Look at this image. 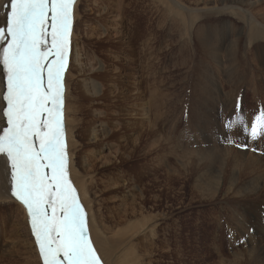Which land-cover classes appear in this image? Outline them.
<instances>
[{"label": "rangeland", "instance_id": "obj_1", "mask_svg": "<svg viewBox=\"0 0 264 264\" xmlns=\"http://www.w3.org/2000/svg\"><path fill=\"white\" fill-rule=\"evenodd\" d=\"M164 1L166 0L162 2L160 0H126L127 3L123 6L126 19L128 16L132 17L137 13L139 14V18L143 19L141 20L143 21V29L146 28L147 20H149L153 24V28H158L157 23L160 21L168 31L165 42H158L160 37H154L155 48L152 59L156 65L151 59V64L154 66L150 65V68L153 66L151 76L152 74L155 75V78L154 76L152 78V80L155 79L154 91L152 88V92H155V95L152 93L155 113L157 108L165 109L164 118L167 116L169 121L165 122V119L159 120L155 117L157 124L153 129L155 137H150L148 141H146L148 136L146 127L134 125L137 119L134 107L136 103H140V100L135 97L136 84L144 74L141 84V88L144 90L148 80L145 77L147 75L145 72L147 71V63L144 59L142 61L144 57L139 50L141 46L140 37L138 36L139 39H137L140 42L131 51L128 47L131 43H127L129 34L124 35L122 33L120 36H114L115 30L111 29L104 34V30L99 26L101 23H97V16L103 9L91 10L86 5H82L79 9L80 17H74L73 33L77 34L78 40L87 42L83 52L85 56H91H82L84 70L88 77L100 79L103 76H112L111 61H114L115 64L112 56L114 54L112 40L121 39V48L118 47V49L120 48V52L124 53H121L118 64L119 70H121L119 71L120 74L117 73L119 88L115 91L116 94L110 89L107 91L111 95L109 98L111 101L108 99L100 105L90 104L93 109L88 114V106L71 100L72 105L75 104V108L72 109L75 125L72 142L68 138L67 113L65 118L70 178L76 182L75 174H77L78 177H83L85 180L88 179L93 169H97L99 170L97 177L101 180L129 182L130 187L124 198L130 200L144 192L145 209L140 210L136 217L129 218L126 222V224H132L134 227L127 236L123 237L125 243L122 247L124 249L121 248L118 255L131 250L133 252L132 258L138 259L139 264H246L250 248L247 245V234L251 235L256 229L251 222L253 218L247 219L244 215L242 222L235 220L232 221L233 224L231 219L242 212L243 208H250L252 201L239 199L240 197L233 198L228 194L216 196L214 194L215 189L206 187V184L215 181L213 177L220 167L221 161L217 162V153L213 150L218 139L221 144L223 142L224 152H227L229 147L236 151H245L246 155L240 161L244 169L242 167L241 172L238 170V183L247 182L243 186L244 190L247 189L246 192H251L250 190L255 184H259L264 176V159L262 168L256 165L258 162L256 154L264 157V137L253 140L239 124H235V128L234 126L228 127L229 121H236L241 114L251 125L250 121L252 123L255 116L264 110V0H257L259 2L257 4H250L254 0H179L181 4H178L176 0H169L175 7L174 11L185 14L183 17L185 22L180 20V17H177L179 19L176 20V18L168 16L169 10H167L168 12L165 11L166 17L162 19V13L159 9H164L162 4L165 3ZM220 20L221 22H232L234 25L242 27V36L238 39V50L241 57L236 63L238 68L229 63L230 56H228L229 53L225 48L228 42L219 41L216 43L217 46L220 45V42L224 45V48L218 51L219 64L216 61H211L209 56L204 55L199 45L197 37L199 28ZM181 24L184 27L187 26L184 29V35H182L183 26ZM221 25L222 23L217 25V30ZM105 26L107 29L110 28V24H105ZM158 29L160 33L161 29ZM212 30L216 31V28L213 27L210 31L212 32ZM250 35L252 38H249ZM104 38L109 40H104ZM183 38L185 39L183 40ZM98 39H103L105 42L100 44L97 42ZM157 43L159 44L156 48ZM166 44H168V48H165ZM254 55L257 62L253 63ZM258 55L263 57L262 60L259 59ZM92 57L101 59L100 66L106 61L107 67L103 70L99 69L100 66L93 69L89 65ZM155 66L159 68V71L158 68H154ZM141 69H145L143 70L145 73ZM107 70L109 73H104ZM202 80L210 81L209 83L216 85L218 90L209 110L200 115L199 112L203 109L197 110L194 103L198 98H201L199 92H203L201 90L203 87ZM182 89L185 91V113L181 114V102L177 104L178 110H176V105L170 107L171 109L167 107L176 100L177 93H181ZM157 92L158 94H156ZM163 93L167 94L164 95ZM147 94L146 98H149V93L147 92ZM153 95L161 96V98ZM64 97L66 102V99L69 98H66L65 95ZM144 98L143 96L141 99ZM99 106L103 107V114L100 119L95 114V109ZM175 110L176 112H174ZM116 120L117 124L115 123ZM101 121L111 132L108 137L99 134L100 140L96 141L93 147H90L92 131H83L85 127L81 128L79 122L94 126L97 123L100 124ZM137 121L146 123L148 120L143 117L142 120L137 119ZM99 132L101 133V131ZM160 133L163 134L164 139L166 138L163 146H159L161 143V140H158ZM87 134H89V138H86ZM92 148L97 150L99 157L94 162L89 157ZM109 148L117 151L116 156H107ZM248 161L252 162L250 168L255 166L251 173L247 172L250 175L243 172L245 169H250L245 168ZM230 166L232 163L228 160L223 169L229 173ZM74 167H77L79 172L76 171L74 174ZM209 168L214 170L210 171ZM240 187L238 186L239 191L241 190ZM79 189L81 190L80 186ZM101 189V196L98 191H93L95 193L92 194V198L105 199L106 204L113 203V199L107 195L105 188L101 187ZM220 197L227 198L226 202L233 203L234 208H242L234 209L231 212L226 210L221 214L220 210L224 202L219 201ZM237 202L244 203V205H237ZM252 210L256 213V207L255 210L254 208ZM0 215L3 214L0 213ZM255 215L252 213L250 217ZM150 216L157 218V227L152 228L151 232L145 233L143 232V224L148 222L147 218ZM104 217L108 219L109 216ZM10 221L11 218L8 222L1 220L0 223V245L3 243L2 245L5 244L9 247L8 254H5L1 251L2 245L0 246V264H10L12 260H18L19 254H21L16 252L18 235L12 233L13 226L10 225ZM235 224L236 226L239 225L236 227ZM20 233L26 236L24 226L23 232ZM151 233H156V235L152 236ZM26 252L25 245L23 246V257L28 256Z\"/></svg>", "mask_w": 264, "mask_h": 264}, {"label": "bare ground", "instance_id": "obj_2", "mask_svg": "<svg viewBox=\"0 0 264 264\" xmlns=\"http://www.w3.org/2000/svg\"><path fill=\"white\" fill-rule=\"evenodd\" d=\"M162 1L163 0H160V2H162ZM8 2H9V0H0V27L6 26L7 14H8L9 9L6 8L5 5ZM164 2L165 3H162L164 5V9H159L160 12L162 13V19H165V17H166L165 11L169 10V12L167 11L169 14L168 16H172L173 18H176V20L179 19L177 17H180V20L185 22V18H183V17H185L184 13H179V12L174 11L175 7L171 4V2L169 0H166ZM176 2L178 4H181L179 2V0H176ZM126 3H127L126 0H84V1L83 0H76V4L74 6V17L75 16H76V18H77V16H78V18L80 17L81 13L79 12V9L82 5H86V7H88V9H91V10L92 9L96 10L97 8L103 9V11L100 12V14L97 16V23L98 24L101 23L99 26L104 30V34L108 33V31L110 29L115 30L114 36L115 35L120 36L122 33H124V35L129 34V38H127V39H129V41L127 43L128 44L131 43L130 45H128V47L131 51H133L135 49L134 47L140 42L139 40H137V39H139L138 36L140 37L141 46H140L139 50L141 51V53L143 55L142 57H144V58H142V61L144 59L145 63H147L146 64L147 65V71H145V72H147V75L145 74L146 75L145 77H146V80L147 79L148 80L146 81V84H145V85H147V87L145 86L146 88H143L144 90H142V88H141V84L143 81L142 78L144 77V74H143V77L141 78V80H138V82L136 84V88H135L136 96L135 97L140 100V103L135 104L134 111L136 110L135 117H137V119L142 120L143 117H145L148 121L145 123L143 121L139 122L136 119V122L134 123V125L140 126L143 128L146 127V133L148 134L146 141H148L150 137H152V138L155 137L154 136L155 132L153 131V129H155V127L157 126V124L155 122V119H156L155 117H157L159 120L160 119L162 120V118H163V119H165L164 120L165 122L169 121L167 116H166V118H164L165 113H166V112H164L165 109L157 108L156 113H155V109H154L155 104L153 103L154 99H152V93H153L152 88L154 91V87H155L154 86L155 79L152 80V78H153V76L155 78V75L152 74V76H151V70H152L151 68L154 65H156V63L153 62V59H152L153 49L155 48V45L153 42L154 37H156V38L160 37V41H158V42H165L166 38L168 37V31L166 29V26L162 25L159 21L157 23L158 28L161 29L160 33H159V29L155 28V27L153 28V24H151L149 20H147L146 28L143 29V27H142L143 21H141L143 19L139 18L138 13L132 17L128 16L126 19L125 15L123 13V6ZM255 3L257 4L259 2L257 0L250 2V4H255ZM127 7H124V9L125 8L127 9ZM220 23H222V25L217 30V25ZM105 24H110V28L107 29ZM164 24H166V23L164 22ZM213 27L216 28V31L212 30V32H211L210 29L211 28L213 29ZM186 28H187V26L186 27L183 26L182 35H184V29H186ZM139 29H141V30H139ZM241 31H242L241 26H236L232 22H229V23L221 22V20H220V21H217L215 23L203 25V27L201 26L198 30L197 37L199 39V45L201 46V49H202L204 55L209 56L211 61H216L217 64H219L218 63L219 62L218 51H220L219 49L222 50V48H224V45L222 44V42L223 43L228 42V45H227V47L225 45V48L229 53L228 56H230L229 63H231V65L235 66V68H238L236 66V63L241 59V57L239 56V50H238V47H239L238 46V39H240L242 36ZM106 36L109 37L108 35H106ZM113 38H115V37H113ZM249 38H252V35H250ZM106 39L104 38V40H106ZM184 39L185 38H183V40ZM108 40L109 39H107V41ZM124 41H126V40H124ZM219 41H222V42H220V45L217 46L216 43ZM97 42H99L101 44L102 42H105V41H103V39H100V40L98 39ZM86 43L87 42H84L82 40H78L77 34L72 33V46H71V53H70V59H69V66H68V69L66 70L65 76H64V87H65L64 95L66 96V98L70 99V103H69V99H66L64 115L66 118V113H67L68 138H69V141H71V142L74 140L73 130L75 128L74 117H73L74 112L72 111V109L75 108V104L72 105L71 100H73L74 102H78L81 105L88 106L87 112L89 114V112L93 109L92 105H90V104L100 105V104L105 103L106 100H108L111 96V95H109V92H107L108 89H110V91L114 93L119 88V78L117 76V73H119V71H121V70H119L120 67L118 66V64L120 61V55H122L121 53H124V52H120L121 51L120 50L121 39H117L116 41L112 40V42H111L112 46L114 47L113 48L114 54L112 56H113V58L115 60V64H116L115 65L113 63L114 61H111L112 65L111 64L110 65L113 68L112 76H110V77L103 76L100 79H92V78L88 77V74L85 73L84 61L82 59V56L83 57H87V56L91 57L90 55H86V56L84 55L83 51H84V47H85ZM158 44L159 43H157L156 48H157ZM0 47H2V46H0ZM118 47H120V48L118 49ZM124 48H125V46H124ZM161 48H163V47H161ZM165 48H168V44H166ZM257 53H260V52H257ZM159 54L161 55V53H159ZM139 57H141V56H139ZM258 57L261 60L263 58L261 55H258ZM151 59H152V62L154 65L151 64ZM256 60H257V58L254 55V57L252 59L253 63L257 62ZM155 61H156V59H155ZM158 61H159V59H158ZM161 63H162V61H161ZM240 63H242V62H240ZM100 64H101V59L99 57H92L91 61L89 62L90 67H92L93 69L98 68L100 66ZM73 65H74V67H73ZM150 65H153V66L150 68ZM105 67H107L106 61H104L102 63V65L99 67V69L103 70ZM154 68H156V66ZM143 70H145V69H143ZM158 71H159V68H158ZM104 73H109V72L107 70V71H104ZM157 75H159V74L157 73ZM157 75H156V77H158ZM201 82H202L201 84H203L202 86L204 87V88L201 87V90L203 92H201V93L199 92V94L201 95V98H198L197 101L194 103L196 105L197 110L203 109L202 111L199 112L200 115H202L203 112L209 110V108H210L209 106L212 105L213 100H214V98L217 94V90H218L216 85H212L211 83H209L210 81L205 82L202 80ZM156 83H157V81H156ZM163 84L164 83L162 82V85ZM5 86H6V74L4 72L3 65L0 64V130H2L4 127L7 126L6 117L3 116V110L6 107V102L3 100V96L5 94ZM147 92L149 93V98H146V95H148ZM158 92H159V90H158ZM158 92L156 94H158ZM115 94H116V92H115ZM166 94H164V95H166ZM180 95H181V97H180ZM118 96H119V94H118ZM143 96L145 98L141 99ZM154 97H158V96L156 95ZM158 98H161V96H159ZM184 98H185V91L182 89L181 93H177L176 100L171 102L167 108H170V107H173V105H176V110H178L177 104H178V102H181V105H182L181 106V108H182L181 114H182L184 112V107H185V102H184L185 99ZM162 99H163V97H162ZM166 99L168 100L167 96H166ZM109 101H111V100L109 99ZM114 103H115V100H114ZM164 103H166V102H164ZM129 106H131V105H129ZM102 109H103V107H101V106H99V108L95 109V111H96L95 114H97L98 119H100L101 115L103 114ZM170 109H169V112H171ZM176 110L174 112H176ZM250 119H251V117H250ZM115 123L117 124V120ZM250 124H251V121H250ZM169 125H171V124H169ZM79 126L81 128L85 127V130L83 129V131H92V135L90 137L91 142L89 144L90 147H93V145L96 144V141L100 140L99 134H104L105 137H108L109 133L111 132L106 127V125L103 121H101L100 124L99 123L95 124L94 126L92 124L84 125V124H81V122H79ZM115 127H117V126L115 125ZM234 128H235V126H234ZM99 131H101V133ZM0 134H2V131H0ZM224 134H226V133H224ZM162 135L163 134L160 133V139H158V140H161V143H159V146H163L162 145L163 142H166V138L164 139L162 137ZM86 138H89V134H87ZM215 139L217 140V138H215ZM245 140H246V137H245ZM203 141H204V139H203ZM215 145L216 146L213 147V150L216 151V153H217V159L216 160H217V162L221 161V163H220V167L217 170V174L213 177V178H215V181L213 183L206 184V187H210L212 189H215L214 194H216V196H222V195L228 194L229 196H233V198H235V197L239 198L240 197L239 199H245V200H251L252 201L251 207L247 208L249 210H247L245 208H243L242 212H239L240 210H237L239 213L235 218L231 219V222L235 221V220L242 222L244 215L247 219L253 218V221H251V222L256 229L252 232L251 235L247 234V245L250 246V248H249V252L247 254V259H246L247 263L246 264H264V176L262 177V181L259 184H257V185L255 184V186L253 185L254 187L250 190L251 192H246L247 189L244 190L243 186L247 182L238 183V176H239L238 174H239V171L241 172V169L243 167V164H241L240 161L242 158L245 157V155H246L245 151H236V150H233L232 148L229 147L227 152H224L225 147L222 146L223 142L221 144V141L219 139H218V143L216 141ZM90 153L91 154L89 157L93 162L96 161L97 159H99L98 154H97V150L92 148L90 150ZM116 154H117V151H113L111 148L108 149L107 156H111V155L116 156ZM256 155H257V161H258V162L256 161L257 162L256 165L261 166V168H262V165H263L262 161H263L264 157L262 155H259V154H256ZM101 158H103V157H101ZM208 159L211 160L210 158H208ZM103 160H104V158H103ZM228 160L231 161L232 166H233V169H232V166H230L231 168L229 170V173L223 169L225 162ZM251 166H252L251 161H248L245 164V168H250ZM84 167H85V165H84ZM237 168H240V169H237ZM71 169H72V166H71ZM73 169H74V174L76 173V171L79 172V169L77 167H74ZM212 169L213 168H211V169L209 168L210 171ZM243 169H244V167H243ZM254 169H255V166L250 168L249 170L245 169V170H243V172L245 174H249ZM247 172H249V173H247ZM98 173H99V170L93 169L90 172L88 179H85V180L83 177H80V176L78 177L77 174H75V181L76 182H73L74 186L76 187V189L78 191L79 197H80V199H81V201L85 207V210L88 214L89 231H90V237L93 241V245L97 249L98 254L100 255L102 261L105 264H139L138 259L132 258L133 252L131 250L122 252L121 255H118V252H120L121 248L124 249V247H122L125 243L123 237L127 236L130 233V231L132 230V228L134 227L132 224H126V222L128 221L129 218L136 217L139 214L140 210L143 211L145 209V202L146 201H145V197H144V192H141L140 196L133 197L130 200L128 198H124L128 188L130 187L129 182H126V181L116 182V181L109 180V179L101 180L97 177ZM256 176H258V175H256ZM79 186H80L81 190L79 189ZM238 186H241L240 191H239ZM101 187L105 188L107 195L113 199V203L106 204L104 201L105 199H96L95 198L96 199L95 200L92 198L93 197L92 194L95 193L93 191H98L100 196H101V193H100L102 191ZM226 199L227 198H222V197L219 198L220 202H224L222 207H221V210H220L221 214L224 213L226 210H229V212H231L234 209L242 208V207L234 208V204L233 203H231V204L227 203ZM3 200H5V201H3ZM0 201H3L2 203H0V213L3 214V215H0V223H1V220L3 222H8L9 219L11 218L10 225L13 226L12 233L15 235H18L17 236L18 247H17L16 252L21 253V254H19L20 255L19 259L15 260V261L12 260L10 262V264H43L42 257L39 253L38 245L36 244L35 237L32 234L31 225H30V218L27 214V210L20 202H18L11 195L10 169H9L8 163L6 161V158H4L2 156H0ZM236 204L237 205H244V203H241V202H237ZM228 206H229V208H228ZM255 207H256V213L253 212V210H252L253 208L255 210ZM252 213H254L256 215L254 217H250V215H252ZM104 216H109V217H108V219H105ZM147 220H148V222H145L143 224V226H144L143 232H145V233L151 232L152 228L157 227V218L155 216H150L149 218H147ZM232 224H233V222H232ZM23 226H24V232H25L26 236L23 235L22 233H20L21 231L23 232ZM235 226H236V224H235ZM248 227H251V226H248ZM241 229H243V227H241ZM151 234H152V236L156 235V233L155 234L151 233ZM237 234H238V232H237ZM25 245L27 248V252H26V254H28L27 257H23V254H22L23 253V246H25ZM1 251L5 254H8L9 247H7L4 244L1 246ZM221 256H223V255H221Z\"/></svg>", "mask_w": 264, "mask_h": 264}, {"label": "snow or ice", "instance_id": "obj_3", "mask_svg": "<svg viewBox=\"0 0 264 264\" xmlns=\"http://www.w3.org/2000/svg\"><path fill=\"white\" fill-rule=\"evenodd\" d=\"M76 0H9L0 27V64L6 74L0 156L6 158L11 195L27 210L43 264H103L89 218L70 178L64 76L69 66ZM264 137V110L249 125Z\"/></svg>", "mask_w": 264, "mask_h": 264}]
</instances>
